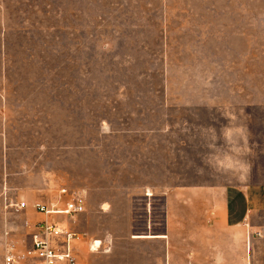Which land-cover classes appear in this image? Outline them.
I'll return each instance as SVG.
<instances>
[{
    "label": "rangeland",
    "instance_id": "obj_1",
    "mask_svg": "<svg viewBox=\"0 0 264 264\" xmlns=\"http://www.w3.org/2000/svg\"><path fill=\"white\" fill-rule=\"evenodd\" d=\"M227 184H264V0H0V264L61 188L87 197L79 231L126 246V213ZM255 224L234 264H264Z\"/></svg>",
    "mask_w": 264,
    "mask_h": 264
},
{
    "label": "crops",
    "instance_id": "obj_2",
    "mask_svg": "<svg viewBox=\"0 0 264 264\" xmlns=\"http://www.w3.org/2000/svg\"><path fill=\"white\" fill-rule=\"evenodd\" d=\"M75 191L84 196L86 211L85 193ZM173 192L165 195L166 208L161 222L146 217L143 224L137 226L134 216L126 213V219L130 220L124 233L126 246L123 243L117 245L116 233L106 223L101 234L79 231L74 221L85 211L75 217L64 214L47 216L36 211V216L27 220L57 221L80 234L81 238L73 241L77 264H234L237 245L234 238L238 239L241 226L251 221L252 228L255 227L256 217L264 213V184L184 186L181 195H177L178 200ZM66 200L67 197L63 198L58 205L64 207ZM36 202L44 203L41 200ZM174 203L178 204V210H174ZM103 210L108 209L103 207ZM31 232L32 229L27 227L30 237ZM88 249H100L101 253L88 255L85 261L84 253Z\"/></svg>",
    "mask_w": 264,
    "mask_h": 264
},
{
    "label": "built area",
    "instance_id": "obj_3",
    "mask_svg": "<svg viewBox=\"0 0 264 264\" xmlns=\"http://www.w3.org/2000/svg\"><path fill=\"white\" fill-rule=\"evenodd\" d=\"M61 197H67L64 207L58 203L36 202L34 209L47 216L64 214L75 217L85 211L84 196L78 191L61 188ZM26 206L23 202L20 207ZM31 232V245L20 248L15 239L8 238L4 264H77L73 241L81 235L49 219L26 221ZM96 242L93 243L95 245ZM91 247L93 249L94 247ZM96 247H98L96 245Z\"/></svg>",
    "mask_w": 264,
    "mask_h": 264
}]
</instances>
